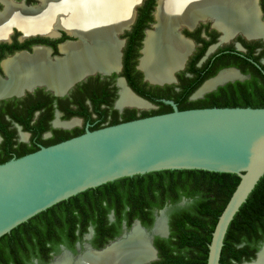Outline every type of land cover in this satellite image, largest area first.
I'll return each instance as SVG.
<instances>
[{"label": "flooded vegetation", "instance_id": "1", "mask_svg": "<svg viewBox=\"0 0 264 264\" xmlns=\"http://www.w3.org/2000/svg\"><path fill=\"white\" fill-rule=\"evenodd\" d=\"M65 1H71L73 6L80 8L86 6V2H90V0ZM65 1L0 0V82L2 79H9L7 70L36 69L47 63H74L79 51L84 47H90V36H85L77 27L66 24L70 17L67 7L61 8L53 20L40 25L37 23V16L49 8L60 7ZM254 1L256 4V0ZM258 5L261 9L259 19L264 23V0H258ZM157 6L158 0H143L135 11L136 16L132 24L120 32L119 38L116 37L122 43L120 48L122 58L119 61L121 70L113 71L111 74L98 72L89 75L78 80L64 93L61 91L66 85L57 90L46 83H33L35 84L33 90L27 88L23 94L15 93L6 98L0 97V146L4 144L5 137L8 136L14 142V149H17L13 150V154L17 155L18 150H28L30 147L40 148L46 146V142L58 140L67 134L92 130L96 126L104 127L110 125L116 118L123 120L128 110H136L137 116H140L144 111L158 109L160 107L158 101H164L169 105L172 104L165 100L174 101L178 108L179 105L190 104V102L203 101L205 104L210 93L230 83L253 79L264 83V35L257 33L248 35L244 30H238L240 32L236 31L238 33L233 36L235 32L226 33L216 24V17L211 14L190 19L187 24L196 19L201 20L192 28L183 27L180 35L175 34L178 39L188 45L186 53L177 61L176 67H179L175 72L176 81L158 84L146 79L145 71L141 68V59L144 56L142 50L147 32L154 29V24L157 22L155 17ZM27 19H33L30 20L31 26L27 24ZM75 31L81 34L82 41L78 36L73 35ZM135 33L137 35L133 37ZM16 64L19 65L15 66ZM228 71H233L235 77L222 79L211 88L205 89L209 83ZM240 76L244 78L241 79ZM132 83L146 95L137 92ZM28 86L29 83L23 84V87ZM123 87L127 90L130 87L136 94L149 100L153 104L149 107L151 109L120 105ZM130 93L133 94L131 91ZM5 150H7L5 147H0V160L3 159ZM193 202V197L184 196L178 202L168 203L164 207L167 208V233H158L155 228L160 209L153 210L154 222L150 227L145 226L138 218L128 225L131 215L125 210L120 211L123 218L118 222L117 212L112 210L107 215L106 228H98L91 224L84 233L78 229L76 231L78 239L74 243V248L65 243L59 244V252H50L52 256L50 261L53 257L63 254L64 249L70 251L76 260L78 256L85 254L87 244L96 249H103L123 236L125 232L129 233L127 236L129 237L135 228L134 222L140 220L144 230H147L143 231L140 227L143 232L149 236L153 234V229L157 232L153 234V245L157 255L148 264H161L160 249L156 240L170 238L171 216L176 215L183 208H189ZM241 238L242 242L238 244V247L249 244L250 250L252 252L255 250V256L250 260H246L250 253H244L243 262L256 259L264 248V221L254 231L248 234L243 232ZM96 245H102V247ZM137 254L145 256L141 253ZM231 263L239 264L233 259ZM32 264H50V262L41 263L38 258H32Z\"/></svg>", "mask_w": 264, "mask_h": 264}, {"label": "water", "instance_id": "2", "mask_svg": "<svg viewBox=\"0 0 264 264\" xmlns=\"http://www.w3.org/2000/svg\"><path fill=\"white\" fill-rule=\"evenodd\" d=\"M142 1L134 6V11H137ZM160 2L161 0H158L155 13L157 22L154 29L147 32L146 40L151 32L158 31L157 14ZM256 4L261 15L258 0ZM200 20H193L189 24L179 22L172 32L174 35H180L183 27L192 28ZM73 35L82 41V36L77 31ZM119 37L120 33L117 35V38ZM121 58L122 51L120 60ZM119 66L118 70H94L85 73L67 84L61 92H66L78 80L89 75L119 71L121 65ZM176 71L178 68L174 69L171 78L165 81H153L146 73L145 76L151 82L164 84L176 81ZM6 74L9 76L7 72ZM1 81L6 82L8 78ZM34 86L35 84L28 87L22 85L17 91L13 90L0 97L6 98L15 93L23 94L27 88L33 90ZM128 89L148 103L149 107L153 106L149 100L136 94L130 87ZM165 101L173 105V111L139 117L93 130L87 129L80 135L52 145L41 146L34 152L13 157L0 164V238L61 201L123 177L169 169L236 173L241 180L221 213L209 244L206 264H220L229 226L264 176V107H204L180 110L174 101ZM166 210L167 208L160 209L159 217H165L167 226ZM136 224L143 228L140 220H136L133 225ZM156 233L153 229V234ZM153 234L150 237V244L154 250V257L141 259L133 264H148L156 257ZM128 235L129 233L125 232L103 249H96L87 244L85 253L91 251L96 256H106L113 244ZM65 253L75 258L70 251L64 249ZM62 255L56 256V259ZM259 255L254 260L239 264L255 263Z\"/></svg>", "mask_w": 264, "mask_h": 264}, {"label": "trees", "instance_id": "3", "mask_svg": "<svg viewBox=\"0 0 264 264\" xmlns=\"http://www.w3.org/2000/svg\"><path fill=\"white\" fill-rule=\"evenodd\" d=\"M137 33L133 37H135ZM131 43V42H130ZM129 46V45H128ZM129 49V48H128ZM127 49V51H128ZM133 84V83H132ZM142 95L146 93L133 84ZM152 97L150 95H147ZM207 103H185L180 110L204 107H264V83L253 80L230 83L210 93ZM160 107L144 111L137 116L136 110H128L123 120L116 118L110 125L155 114L173 111L172 105L158 101ZM99 112V111H98ZM1 125V122H0ZM101 128L96 126L93 129ZM75 134L46 142V146L84 133ZM14 142L8 136L0 147H5L0 164L12 157H21L39 147L18 150L13 154ZM241 178L236 173L213 172L200 169H169L123 177L101 186L88 189L70 197L20 224L0 238V264H32V258L49 263L51 251L59 252V244L74 248L78 239L76 231H87L89 225L106 228L107 215L120 211L131 215L129 224L138 218L145 226L154 222L153 210L162 209L168 203H176L182 197H193L189 208H183L171 216L172 234L168 239H157L161 264H206L209 244L218 219L237 188ZM127 209V210H126ZM264 221V176L261 177L247 201L232 220L225 237L220 264H232L231 259L243 262V254L250 253L246 260L255 256L249 244L238 247L243 232L254 231ZM117 224V222L115 223ZM163 243V244H162ZM102 247V245H96Z\"/></svg>", "mask_w": 264, "mask_h": 264}, {"label": "bare ground", "instance_id": "4", "mask_svg": "<svg viewBox=\"0 0 264 264\" xmlns=\"http://www.w3.org/2000/svg\"><path fill=\"white\" fill-rule=\"evenodd\" d=\"M139 1L90 0L82 8L73 6L71 1H65L66 3L63 2L60 7L55 6L45 10L37 16L36 20L39 25L53 20L61 8H69L70 17L66 24L77 27L85 36H90V47L81 49L74 63H47L36 69L7 70L9 79L6 82H0V95L13 92V90L17 91L24 83H29V85L46 83L59 90L85 73L94 70H118L122 43L116 37L118 33L132 24L135 17L134 6ZM207 14L214 15L216 24L228 34L244 30L248 35L256 33L264 35V23L259 19L254 0H161L157 14L158 31L149 34L141 62V68L149 79L169 80L172 71L179 67H176L177 61L187 51V43L178 39V36L176 37L172 32L175 25L179 22L188 23L192 18L206 17ZM30 20L27 19L28 25L32 23ZM17 65L19 64L15 66ZM231 77H235L233 71L225 72L217 80L209 83L205 89L211 88L217 81ZM121 95L120 105L122 106L149 107V104L137 99L125 87ZM155 228L158 233L166 232L164 216L159 217ZM142 230L136 224L131 235L113 244L108 252H105L106 256L91 255V251H88L76 260L70 254L65 253L52 264H122V261H124L123 264H133L141 259H151L154 257V250L150 244L152 235L149 236ZM137 253L144 254L146 257ZM251 264H264V250L260 253L258 260Z\"/></svg>", "mask_w": 264, "mask_h": 264}, {"label": "rangeland", "instance_id": "5", "mask_svg": "<svg viewBox=\"0 0 264 264\" xmlns=\"http://www.w3.org/2000/svg\"><path fill=\"white\" fill-rule=\"evenodd\" d=\"M150 109H151V108H147L146 110H150ZM63 254H64V253H63ZM60 255H62V253H61ZM60 255H57V256H60ZM56 258H57V257H53V259L50 261V263H51V262H53V263L56 262V260H57Z\"/></svg>", "mask_w": 264, "mask_h": 264}]
</instances>
